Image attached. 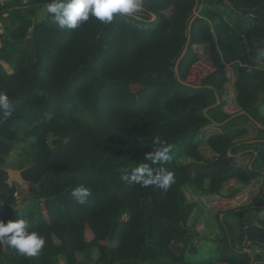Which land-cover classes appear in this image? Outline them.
<instances>
[{"label":"trees","instance_id":"1","mask_svg":"<svg viewBox=\"0 0 264 264\" xmlns=\"http://www.w3.org/2000/svg\"><path fill=\"white\" fill-rule=\"evenodd\" d=\"M263 104L264 0H0V264H264V196L198 231L199 196L264 178Z\"/></svg>","mask_w":264,"mask_h":264},{"label":"rangeland","instance_id":"2","mask_svg":"<svg viewBox=\"0 0 264 264\" xmlns=\"http://www.w3.org/2000/svg\"><path fill=\"white\" fill-rule=\"evenodd\" d=\"M47 10L42 11V16H45ZM9 71H12L9 67H7ZM213 69V66L211 63L206 59H201V61L194 63L191 67L190 70L187 72V77L191 81L197 82L200 77H202L205 73L210 72ZM232 74V72L230 73ZM228 102L227 106L225 107L226 111L229 112H236L239 110V105H237L236 102V97H235V91H234V86L232 81H230L227 85V96H226ZM261 110L263 111L264 114V104L261 106ZM254 133V128L253 126L250 125L249 128V133L247 137L249 138L252 134ZM209 133L205 134L208 135ZM202 150L208 155L212 156V152L208 149V147L205 144L201 145ZM28 153L27 151H23L21 154L19 151H15L12 154V159H16L14 161V166H20L22 164H27L28 161ZM237 156V162L242 163V162H248L249 160H252L251 153H247L243 155L244 157H240L241 155L238 154ZM254 159V158H253ZM19 168V167H18ZM13 169L17 168H12L9 167V173L11 175V172ZM14 184H18L16 181H14ZM243 184L239 182L237 179H232L230 180L225 188V195L219 196V195H201L198 197V201L200 204H202L204 208V212L202 214L201 220L198 222V231L202 237H205L201 240L203 245H212L213 244V238L217 236V233L220 231V224L218 223V218L219 215L224 218V213L225 211H229L232 208H239V207H245V206H251L253 201L258 200L261 201V196H264L262 192V187L264 185V178L259 177L256 179L254 182L252 181L249 183L247 186H242ZM241 186L242 188L245 187L244 189L248 188V191L243 190L242 192L236 193L234 196L231 195L234 191L235 188ZM252 188V190H250ZM261 190L258 194L257 192ZM17 197L20 201H26L25 196L29 194V183L26 185V187H21L19 185ZM255 207H251L248 209V213H251L249 211H255L252 212L251 214L256 215V218H261L264 219V203L261 205V208L259 207L256 208L257 205H254ZM263 207V208H262ZM196 218V217H195ZM255 218V219H256ZM231 221H235V219L231 218ZM236 226V225H235ZM220 234V233H219ZM223 234V233H222ZM93 234L91 230L88 228L87 229V237L90 239L92 238ZM240 247H242L240 245ZM255 249H260L262 253L264 252V246L263 245H249L247 250L251 251L253 254L254 252L252 250ZM207 252V251H206ZM255 255V254H254ZM60 264H64V262L60 259Z\"/></svg>","mask_w":264,"mask_h":264},{"label":"water","instance_id":"3","mask_svg":"<svg viewBox=\"0 0 264 264\" xmlns=\"http://www.w3.org/2000/svg\"><path fill=\"white\" fill-rule=\"evenodd\" d=\"M188 45L189 43H187L184 51L182 52V55L179 57V59L177 60V63H176V66H175V72L178 76V79L185 85L187 86H192V87H195V88H198L199 85H196V84H192L191 82H188V81H185V80H182L181 79V76L179 74V63L180 61L182 60V58L185 56L187 50H188ZM221 103V99L217 98V102L214 104V106H217ZM208 111V108L204 110L205 113H207ZM246 110H242L239 114H236V115H240V114H246ZM260 125V124H259ZM261 126V125H260ZM252 142V141H251ZM229 155L232 156V152L229 151ZM24 171V168L23 169H20V168H17V169H13L12 172H11V175H10V178L8 179V183L13 186L14 185V181H16L21 187H26V185L28 184V181L25 180L22 176V173Z\"/></svg>","mask_w":264,"mask_h":264},{"label":"clouds","instance_id":"4","mask_svg":"<svg viewBox=\"0 0 264 264\" xmlns=\"http://www.w3.org/2000/svg\"><path fill=\"white\" fill-rule=\"evenodd\" d=\"M153 18H155V15H153ZM191 23H192V22H191ZM190 28H191V24H190L189 30H190ZM192 84H193V83H192ZM196 85H197V84H196ZM227 85H228V84H227ZM260 125H261V124H260ZM260 125H259V126H260ZM261 126H262V125H261ZM251 141L254 142V140H251ZM254 181H255V180H254ZM254 181H253V182H254ZM246 186H247V185H246ZM240 187H241V186H239L238 188H240ZM244 188H245V187H243V189H242L240 192H242L243 190L246 191V190L248 189V188H246V189H244ZM250 190H252V188H250ZM260 191H261V190H259V191L257 192V194H258ZM263 195H264V194H263ZM219 196H222V195H219ZM260 207H261V206H260ZM257 208L259 209V207H257ZM252 212H255V211H252ZM252 212H251V213H252ZM253 215H255V213H254ZM255 216H256V215H255ZM247 248H248V247L244 246V250H245V251H247Z\"/></svg>","mask_w":264,"mask_h":264},{"label":"crops","instance_id":"5","mask_svg":"<svg viewBox=\"0 0 264 264\" xmlns=\"http://www.w3.org/2000/svg\"><path fill=\"white\" fill-rule=\"evenodd\" d=\"M246 191H248V189L246 190ZM225 194V193H224ZM207 196V195H206ZM261 208V207H260ZM263 208V207H262ZM253 252H254V254H258L257 252H261V250L260 249H255V250H252Z\"/></svg>","mask_w":264,"mask_h":264}]
</instances>
